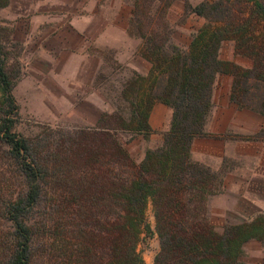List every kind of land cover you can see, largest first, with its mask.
<instances>
[{"label": "trees", "instance_id": "trees-1", "mask_svg": "<svg viewBox=\"0 0 264 264\" xmlns=\"http://www.w3.org/2000/svg\"><path fill=\"white\" fill-rule=\"evenodd\" d=\"M176 1H185L186 14L206 20L201 29L192 33L187 48L172 41L167 17ZM235 1L242 4V0ZM243 3L245 9L237 13L233 0L203 1L196 6L188 0H133L128 34L143 42V56L151 69L146 80H141L143 84H134L138 85V95L131 120L126 123L117 114H105L98 125L110 137L120 129L149 139V115L154 104L160 102L172 111L169 129L162 143L148 149L139 164L116 141L108 150L110 157L105 163L112 169L108 176L91 173L72 180L76 185L67 195L61 194L60 202L75 208L73 219L77 224L61 220L56 230L46 228L53 241L48 246L58 252L50 253L51 264H144L137 244L146 227L150 201L155 208L161 244L156 264H242V247L255 239L264 241V216L251 223L227 226L223 234L206 229V203L221 192L225 171H214L191 158L193 142L206 135L220 75L233 78V103L264 116V37L255 32V24L264 20V5L255 0ZM226 41H234L236 52L250 59L253 66L245 68L221 59ZM7 60L0 40V141L8 147L7 157L19 168L27 190L6 207V218L14 227V234L0 242V264H32L35 253L31 217L43 199L51 200L50 192L45 190L46 181L56 177L50 175L46 162L53 157L60 161V157L58 153L47 154L42 160V152L50 144H35L15 132V78L7 71ZM257 137L264 138V130ZM72 139L71 136L66 142ZM81 143L85 145L72 141L79 145L80 155L87 150L93 162L98 161L94 144ZM62 149L63 171L70 175L72 157L76 155L74 146ZM117 167L127 171L116 174Z\"/></svg>", "mask_w": 264, "mask_h": 264}, {"label": "rangeland", "instance_id": "rangeland-1", "mask_svg": "<svg viewBox=\"0 0 264 264\" xmlns=\"http://www.w3.org/2000/svg\"><path fill=\"white\" fill-rule=\"evenodd\" d=\"M201 1L217 0H188L192 6ZM233 1L236 3L237 13H240V9H245L244 0L242 4ZM255 1L264 5V0ZM185 4V1H176L167 17L173 31L172 41L180 46L187 44L192 37L191 33L206 24L205 19L186 14ZM92 6L95 17L90 19L87 33L78 37L73 33L70 22H67L66 14L83 16ZM132 8L133 0H1L0 40L8 55L7 71L15 78L12 93L18 106L14 130L35 144L42 141L50 144V148L42 152V160H45L47 154L58 153L57 157H60V161L53 157L46 162L48 172L56 177L46 181L45 190L50 192L51 200H47V197L43 199L31 217L35 253L32 264H51L50 253L58 254L48 246L53 241L46 234V228L56 230L61 220L73 226L77 224L73 219L75 208H69V204L60 202L61 194L67 195L72 186L76 185L72 182L73 179L79 180L84 174L91 173L108 176L112 169L111 165L107 166L105 163L110 157L108 150H111L116 141L136 164L143 160L148 149L156 148L162 143L152 146L143 135L132 130L119 129L112 132L113 137H110L106 135L107 131H101L103 126L98 125L105 114H117L126 123L131 120L138 95L135 91L138 85L134 87V84H143L142 81L146 80L151 69V64L143 56V42L128 34L129 20L126 16H129ZM46 13L48 19L44 17L47 16ZM59 13L62 16L56 15ZM81 20L84 24L85 21ZM48 22L51 23L50 27ZM255 32L264 37V20L255 24ZM221 57L245 68L253 66L250 59L236 52L234 41L224 42ZM1 94L0 91V101ZM0 117H3L1 113ZM70 135L73 142L85 145L81 142L88 141L94 144L99 152L98 161L93 162V157L87 150L80 155L79 145L72 144V141L66 142ZM72 145L76 155L72 157L74 163L69 175L63 171L62 148ZM8 150L0 141L1 243L5 239H11L14 234V227L6 218V207L27 190L19 168L7 157ZM235 164L227 166V171L228 168L233 169ZM114 170V173L121 175L127 171L120 167ZM233 181L244 183L232 176L231 182ZM250 189L257 191L254 195L257 205L243 203L241 211L245 217L264 209V185L253 181ZM212 200L210 197L206 203L207 230L223 234L227 226L244 221L239 213L221 214L222 210L215 209ZM66 215L71 216V219L66 218ZM102 221L107 222L104 217ZM145 224L137 251L144 264H156L161 244L152 201L146 209ZM105 236L106 234L103 235ZM2 252L0 249V258ZM239 261L242 264H264V241L246 243L242 247Z\"/></svg>", "mask_w": 264, "mask_h": 264}, {"label": "crops", "instance_id": "crops-1", "mask_svg": "<svg viewBox=\"0 0 264 264\" xmlns=\"http://www.w3.org/2000/svg\"><path fill=\"white\" fill-rule=\"evenodd\" d=\"M92 3L95 5L94 1ZM93 9L92 6L83 16L76 13L66 14L67 22H70L73 33L78 37L87 33L90 19L95 17ZM132 9L129 16H126L127 20L132 16ZM46 15L44 17L48 19V13ZM81 19L85 21L84 24L81 23ZM48 25L50 27L51 23L48 22ZM191 42L192 37L181 47L187 48ZM232 83L233 78L229 75H220L217 78L212 99L213 108L205 128L206 135L193 142L191 158L214 171H225L222 190L212 197L211 203L215 209L222 210L223 215L227 212L239 213L244 221L238 225H242L264 216L263 208L259 210V213H252L248 217L242 215L241 211V205L245 202L248 205H257L254 196L257 191L250 189L252 182L258 181L259 185H264V138L257 137L258 133L264 130V116L241 108L231 101ZM171 116L172 111L168 106L160 102L154 104L149 115L151 135L149 139H146L147 143L153 146L162 142L164 134L169 129ZM234 163L237 165L235 164L233 169L228 168L229 171H227L226 167ZM232 176L243 180L244 183L231 182Z\"/></svg>", "mask_w": 264, "mask_h": 264}]
</instances>
